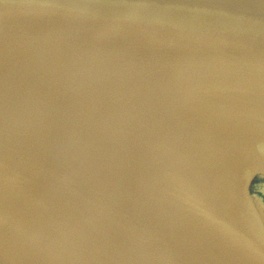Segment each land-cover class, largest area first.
Segmentation results:
<instances>
[{
  "label": "water",
  "instance_id": "obj_1",
  "mask_svg": "<svg viewBox=\"0 0 264 264\" xmlns=\"http://www.w3.org/2000/svg\"><path fill=\"white\" fill-rule=\"evenodd\" d=\"M0 67L76 86L256 95L260 118L233 187L240 242L202 212L161 193L229 248L264 264V227L251 198L252 182L264 171V9L228 0H0ZM44 167L78 205L56 195L38 168L0 138V190L15 205L5 207L12 219L24 214L62 240L89 248L107 246L87 231L115 230L144 264H200L175 246L165 250L52 162Z\"/></svg>",
  "mask_w": 264,
  "mask_h": 264
},
{
  "label": "bare ground",
  "instance_id": "obj_2",
  "mask_svg": "<svg viewBox=\"0 0 264 264\" xmlns=\"http://www.w3.org/2000/svg\"><path fill=\"white\" fill-rule=\"evenodd\" d=\"M259 118L254 94L122 91L0 67V138L38 168L56 195L79 204L45 161L168 252L175 246L200 264L253 263L198 217L174 208L161 191L202 212L225 236L240 242L233 187ZM194 142H202L214 156L211 164L202 160ZM6 206L15 205L0 190V264H9L1 255L12 248L20 252L25 239L40 250L39 264H144L115 230L87 231L107 246L89 248L62 240L24 214L12 219ZM44 241L64 261L44 255Z\"/></svg>",
  "mask_w": 264,
  "mask_h": 264
},
{
  "label": "rangeland",
  "instance_id": "obj_3",
  "mask_svg": "<svg viewBox=\"0 0 264 264\" xmlns=\"http://www.w3.org/2000/svg\"><path fill=\"white\" fill-rule=\"evenodd\" d=\"M228 1L236 3L238 6H243L250 9L253 8L257 10L264 9V0H228ZM194 143L202 160L205 163L211 164L214 160V156L205 152L204 150L205 145L202 142H194ZM251 198H252L253 206L260 219V222L264 227V172L258 173L256 175L255 180L252 182ZM28 240L31 246L26 245L25 241ZM21 246H22V250L20 252L12 248L8 252L2 254L1 256L3 260L9 264H39L37 262L38 260L36 256L40 253V250L37 251L36 248L33 247L32 240L25 239L24 241L21 242ZM41 251L46 256H52L55 259V261L59 263L64 261L63 255L58 253L55 247L47 244L45 241L42 245Z\"/></svg>",
  "mask_w": 264,
  "mask_h": 264
}]
</instances>
